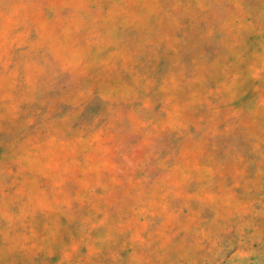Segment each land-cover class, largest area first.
Masks as SVG:
<instances>
[{"label": "rangeland", "instance_id": "obj_1", "mask_svg": "<svg viewBox=\"0 0 264 264\" xmlns=\"http://www.w3.org/2000/svg\"><path fill=\"white\" fill-rule=\"evenodd\" d=\"M0 264H264V0H0Z\"/></svg>", "mask_w": 264, "mask_h": 264}]
</instances>
